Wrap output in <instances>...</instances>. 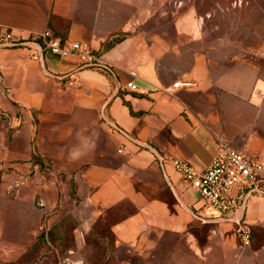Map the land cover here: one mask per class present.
<instances>
[{"label": "crops", "instance_id": "0c3cea01", "mask_svg": "<svg viewBox=\"0 0 264 264\" xmlns=\"http://www.w3.org/2000/svg\"><path fill=\"white\" fill-rule=\"evenodd\" d=\"M45 29L114 75L0 46V264H264V196L219 216L168 161L264 163V0H0V33Z\"/></svg>", "mask_w": 264, "mask_h": 264}, {"label": "built area", "instance_id": "2783aa9c", "mask_svg": "<svg viewBox=\"0 0 264 264\" xmlns=\"http://www.w3.org/2000/svg\"><path fill=\"white\" fill-rule=\"evenodd\" d=\"M0 46L25 49L29 57L34 60H39L44 51H50L60 56L74 55L80 60L81 67L98 68L105 73L114 75L113 67L102 60L101 56L88 44L79 41H64L54 35L50 29H45L28 38L17 36L10 30L2 31ZM67 82L72 84L73 79H69ZM178 84L179 82L176 81L172 86ZM126 87L135 89V85L131 81L126 83ZM113 128L126 138L132 139L126 131L117 125H113ZM144 145L152 148L146 143ZM153 151L161 165L168 160L154 149ZM168 161L182 179L199 194L202 203L215 210L219 216L241 214L252 196H264V163L252 158L244 151L230 146L225 141H217L216 153L203 170L195 168L188 161L179 157L169 158ZM239 239L242 247L250 245V230L243 224L239 228Z\"/></svg>", "mask_w": 264, "mask_h": 264}, {"label": "rangeland", "instance_id": "374dc122", "mask_svg": "<svg viewBox=\"0 0 264 264\" xmlns=\"http://www.w3.org/2000/svg\"><path fill=\"white\" fill-rule=\"evenodd\" d=\"M89 245L91 246L92 245V247H94L95 248V250H96V252H99V244L96 242V241H91V242H89ZM54 258V257H53ZM56 259L57 258H63L62 256H57V257H55ZM87 261H89L90 260V257L87 255V256H85L84 257ZM93 259H94V262L96 261L97 263H98V256L97 257H91V261H93ZM95 262V263H96Z\"/></svg>", "mask_w": 264, "mask_h": 264}, {"label": "trees", "instance_id": "16d2710c", "mask_svg": "<svg viewBox=\"0 0 264 264\" xmlns=\"http://www.w3.org/2000/svg\"><path fill=\"white\" fill-rule=\"evenodd\" d=\"M99 247H100V244H99ZM99 247H98V248H99ZM97 256H98V263H97L96 261H95V262H96V263H95V262H94V259H93V263H94V264H101V263L103 262L104 257L101 256V255L99 254V252H97L96 254H93V255H92V257H97Z\"/></svg>", "mask_w": 264, "mask_h": 264}]
</instances>
